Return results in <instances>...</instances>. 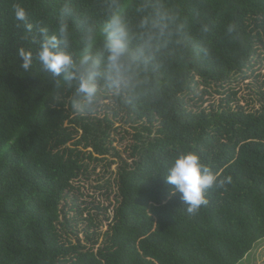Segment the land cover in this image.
Masks as SVG:
<instances>
[{
  "label": "trees",
  "instance_id": "16d2710c",
  "mask_svg": "<svg viewBox=\"0 0 264 264\" xmlns=\"http://www.w3.org/2000/svg\"><path fill=\"white\" fill-rule=\"evenodd\" d=\"M15 3L28 11L31 31L25 24L16 27ZM117 5L132 38L130 55L145 48L131 63L129 86L119 92L106 79L103 33ZM65 6L71 12L62 17ZM160 7L170 16L164 36L151 24L141 27ZM62 21L68 25L63 36ZM42 28L77 66L93 36L91 55L101 75L90 105L77 95L78 81L43 69L37 56ZM20 48L33 53L28 72ZM260 50L264 0H0V264H240L264 240V111L228 105L197 111L189 107L188 93L229 81ZM105 99L114 100L137 132L127 158L114 154L120 162L118 206L103 241L94 238L98 225L88 215L87 243H72L64 236L71 225L61 204L86 172L84 161L110 153L101 121L85 123L83 115ZM67 121L81 124L83 136L74 146L84 142L91 152L67 146L75 132L64 126ZM103 122L110 123L107 114ZM188 152L219 179L232 181L226 190H208L209 204L196 214L180 194L172 195L165 178L174 160Z\"/></svg>",
  "mask_w": 264,
  "mask_h": 264
},
{
  "label": "rangeland",
  "instance_id": "374dc122",
  "mask_svg": "<svg viewBox=\"0 0 264 264\" xmlns=\"http://www.w3.org/2000/svg\"><path fill=\"white\" fill-rule=\"evenodd\" d=\"M259 53L254 56L247 69L233 74L229 81L214 84L208 89L199 86L195 91L189 92V107L197 111L201 109L210 111L219 109L221 105H228L234 110L264 111V50H260ZM105 114L110 119L108 124L103 122ZM77 115L73 114L70 119ZM83 115H87L88 118L85 123L90 124L92 120L101 121V129L108 133L104 144L110 149V153L104 157L92 155L93 159L98 158L101 159L100 161H84L87 165L86 172L75 180L77 181L74 183L76 190L69 193L61 204L65 212H68L66 218L70 220L71 225L64 236L72 243H77V240L81 244L87 243L85 239L88 225L86 218L91 215L98 229L95 232L96 236L92 230L89 234L94 238L99 236V244H101L103 241L101 235L108 229L113 219L114 209L118 206L115 175L120 162L118 156L114 154L118 153L120 159L123 160L127 158L130 153L129 147L134 143L133 136L137 132L135 129L137 125L118 109L112 99L94 102L90 106V111ZM64 126L71 127L75 131L74 140L67 146L82 152H91V148H84V142L82 145L74 146V143L80 141L83 136L80 123L73 125L67 121ZM74 209L80 211L76 213ZM106 218L109 219L106 220ZM240 264H264V240L259 242Z\"/></svg>",
  "mask_w": 264,
  "mask_h": 264
},
{
  "label": "clouds",
  "instance_id": "9594fccd",
  "mask_svg": "<svg viewBox=\"0 0 264 264\" xmlns=\"http://www.w3.org/2000/svg\"><path fill=\"white\" fill-rule=\"evenodd\" d=\"M15 20L25 24L28 31L32 30V25L27 24L28 11L19 3L12 6ZM144 9H141L143 11ZM61 16L69 15L71 10L67 6L60 10ZM170 16L162 7L157 8L153 16L144 17L141 22L142 28L158 29L161 36L168 32ZM229 28V31H233ZM68 31V25L61 22L60 33L65 35ZM44 36L41 49L37 53L39 62L43 69L50 72L54 77H61L66 81L76 80L79 82L77 95L84 98L90 105L96 98L97 85L96 79L101 75L99 71V62L91 55L93 36L88 37V47L85 54L77 66L73 57L63 51H58L60 41L56 36L49 37L47 29H40ZM106 37L105 47L108 55V70L106 79L111 88L117 92L129 86L127 73L130 70L131 63L145 55V48L141 47L136 50L134 55H130V45L132 38L128 25L124 19V9L122 6H115L110 9V15L107 18L103 28ZM18 55L23 61L22 69L28 72L33 66V53L24 48L18 50ZM59 81H57V85ZM168 185L172 186V195L180 194V198L187 205V211L190 214H196L201 207H206L209 200L206 193L210 189L225 188L226 184L231 183V177L219 179L217 174L213 173L212 168L203 163L200 156L194 152L180 154L168 168V175L165 177ZM226 190V188H225Z\"/></svg>",
  "mask_w": 264,
  "mask_h": 264
}]
</instances>
